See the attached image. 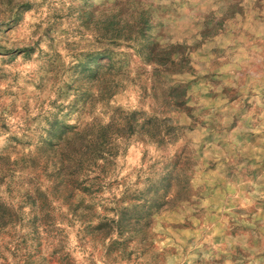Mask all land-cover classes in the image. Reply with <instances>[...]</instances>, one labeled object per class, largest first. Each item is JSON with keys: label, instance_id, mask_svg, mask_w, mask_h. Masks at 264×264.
<instances>
[{"label": "clouds", "instance_id": "1", "mask_svg": "<svg viewBox=\"0 0 264 264\" xmlns=\"http://www.w3.org/2000/svg\"><path fill=\"white\" fill-rule=\"evenodd\" d=\"M0 96V264H264V0H0Z\"/></svg>", "mask_w": 264, "mask_h": 264}, {"label": "rangeland", "instance_id": "2", "mask_svg": "<svg viewBox=\"0 0 264 264\" xmlns=\"http://www.w3.org/2000/svg\"><path fill=\"white\" fill-rule=\"evenodd\" d=\"M65 40L66 42L64 43L63 48L59 50L58 55L66 56L68 61L71 62L72 59H75L78 56H83L85 54L84 52L77 50L79 46L76 40L69 39L67 36H65ZM24 51L30 52L31 49H26ZM116 99L120 105H124L125 103L128 102L129 99H131V97L126 95H118ZM3 103H4V97L0 96V105H2ZM8 103L9 105H12L15 103V101L10 100ZM28 103L29 102L25 101V104ZM133 153L139 155V150L137 149L136 146L129 145L126 155V161L128 163L131 162ZM69 175L73 177V179L69 181L66 195L64 196L65 207L68 206L69 202H72L74 204L73 208L68 209L69 213L74 215L76 212H79L81 209H83L85 212L91 213L93 219L103 215L105 212V207L99 206L98 202H93V201H95L96 197L100 196L101 194L103 195L104 199H107L109 194L107 192H103V189H96L95 191H93V187L89 183V181H95L97 177L93 175H86L83 163L80 164L78 172L74 169L72 172L69 173ZM129 179L131 180L132 178L129 177ZM113 183L116 187L126 192V195L120 198L125 211L127 212L129 209L135 208L136 199L134 195L128 190L123 189V185L120 184L119 181H114ZM5 191H7V189H5ZM11 207L8 204V202L4 201L3 198L0 197V212L3 213V217H4V223L2 225L4 229L8 228L10 224L17 223L19 219L18 217H15L14 213H12ZM51 207L53 210H55L56 207L55 201L52 202ZM114 211L115 209H111L108 215H105L103 220L100 221V223L102 224L107 223L109 220H111L112 213ZM46 218L54 219V217H51L48 214H46ZM77 223H79V218L77 219ZM74 227H75L74 224L71 223L66 224L67 229H71ZM68 243L70 245H76L78 243L77 237L74 233H69ZM41 248H43V241L41 242Z\"/></svg>", "mask_w": 264, "mask_h": 264}]
</instances>
